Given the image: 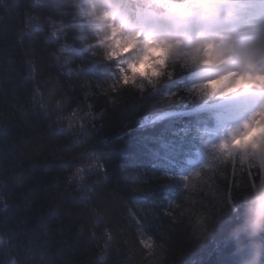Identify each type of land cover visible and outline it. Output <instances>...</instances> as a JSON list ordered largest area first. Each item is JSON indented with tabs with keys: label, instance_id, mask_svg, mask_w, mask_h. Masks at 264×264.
<instances>
[{
	"label": "trees",
	"instance_id": "16d2710c",
	"mask_svg": "<svg viewBox=\"0 0 264 264\" xmlns=\"http://www.w3.org/2000/svg\"><path fill=\"white\" fill-rule=\"evenodd\" d=\"M66 2L0 0V264H237L239 184L260 172L229 161L185 188L167 176L208 117L190 73L113 92L115 66L78 44L61 69Z\"/></svg>",
	"mask_w": 264,
	"mask_h": 264
},
{
	"label": "clouds",
	"instance_id": "9594fccd",
	"mask_svg": "<svg viewBox=\"0 0 264 264\" xmlns=\"http://www.w3.org/2000/svg\"><path fill=\"white\" fill-rule=\"evenodd\" d=\"M63 16L72 43L56 55L61 69L73 71L69 52L78 44L115 66L121 89L155 92L177 69L190 73L191 98L234 110L218 136L202 134L206 164L235 156L264 173V0H67ZM10 180L23 188L28 176ZM239 187L233 255L237 264H264V175H245Z\"/></svg>",
	"mask_w": 264,
	"mask_h": 264
},
{
	"label": "rangeland",
	"instance_id": "374dc122",
	"mask_svg": "<svg viewBox=\"0 0 264 264\" xmlns=\"http://www.w3.org/2000/svg\"><path fill=\"white\" fill-rule=\"evenodd\" d=\"M190 82H191V80L188 82V84ZM188 84H187V86H188ZM221 112H224V113H218V123H220V126H218L214 132L208 133L213 138L218 136L224 129H226L227 124L230 122L232 116L234 115V110L231 107L227 111L224 110ZM202 153H203L202 150H198L195 152V154L197 156L191 159V161H190L191 166H190V169L188 170V172H186V175H189L192 173L194 174L195 172H199L201 170L200 166L206 164V161H205ZM237 161H240V160L237 159Z\"/></svg>",
	"mask_w": 264,
	"mask_h": 264
},
{
	"label": "snow or ice",
	"instance_id": "6c2138e0",
	"mask_svg": "<svg viewBox=\"0 0 264 264\" xmlns=\"http://www.w3.org/2000/svg\"><path fill=\"white\" fill-rule=\"evenodd\" d=\"M110 87H111L113 92H117V93H119V91L121 89L120 85L116 81H114L111 84ZM237 159H239L242 164H245V162H244V160L242 158L235 157V156H231V157H217V158H215V163L213 164L212 167H210L209 164H205V167L209 168V172L205 174V179L201 180L200 183L201 184H205L207 180H211L212 179L211 172L215 171V165H222L225 162H229V161L235 162ZM194 175L199 178L201 176V173L200 172H195ZM261 175H264V173H260L259 176H261ZM182 178L185 181L188 180V177H182ZM249 180L254 182L255 179H253L251 176H249ZM230 196H231V192L229 191V198H230Z\"/></svg>",
	"mask_w": 264,
	"mask_h": 264
}]
</instances>
